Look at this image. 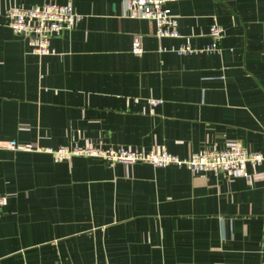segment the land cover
<instances>
[{"label":"crops","instance_id":"crops-1","mask_svg":"<svg viewBox=\"0 0 264 264\" xmlns=\"http://www.w3.org/2000/svg\"><path fill=\"white\" fill-rule=\"evenodd\" d=\"M128 1L0 0V264H264V166L229 183L45 151L165 148L184 159L236 142L264 152V0H176L178 38L127 18ZM46 2L81 19L39 57L5 11ZM213 25L219 54H176L209 46Z\"/></svg>","mask_w":264,"mask_h":264},{"label":"built area","instance_id":"built-area-1","mask_svg":"<svg viewBox=\"0 0 264 264\" xmlns=\"http://www.w3.org/2000/svg\"><path fill=\"white\" fill-rule=\"evenodd\" d=\"M176 0H129L126 3L127 18L152 21L155 25V35L158 38H178V17L167 7ZM81 17L75 13L70 4L58 5L46 2L40 6L25 8L11 6L5 11V25L13 35L25 41L29 52L36 56L53 55L50 41L60 38L73 30L74 24ZM211 44L204 49H192L183 46L175 50L177 55L192 53H220L222 28L213 25L208 35ZM141 41L136 37L132 42L131 53L142 54ZM162 104L161 100H149L151 107ZM10 150L40 151L31 147H17L14 142L7 145ZM57 161L72 157H84L100 160L108 165L122 164L124 166L146 164L155 169L168 166L185 168L194 174L212 172L229 183L245 178L247 166H264V152L254 153L244 148L240 143L229 142L221 148H213L202 153L191 154L181 159L169 154L165 148L144 151L133 147H101L97 145L70 148H60L56 151L45 150ZM7 205V197L0 194V209ZM264 249V245H263Z\"/></svg>","mask_w":264,"mask_h":264},{"label":"rangeland","instance_id":"rangeland-1","mask_svg":"<svg viewBox=\"0 0 264 264\" xmlns=\"http://www.w3.org/2000/svg\"><path fill=\"white\" fill-rule=\"evenodd\" d=\"M74 25H76V24H74Z\"/></svg>","mask_w":264,"mask_h":264}]
</instances>
